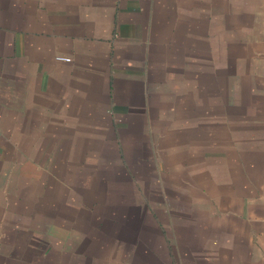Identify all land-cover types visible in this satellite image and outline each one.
Wrapping results in <instances>:
<instances>
[{
    "label": "crops",
    "instance_id": "obj_1",
    "mask_svg": "<svg viewBox=\"0 0 264 264\" xmlns=\"http://www.w3.org/2000/svg\"><path fill=\"white\" fill-rule=\"evenodd\" d=\"M38 260L264 264V0H0V264Z\"/></svg>",
    "mask_w": 264,
    "mask_h": 264
},
{
    "label": "built area",
    "instance_id": "obj_2",
    "mask_svg": "<svg viewBox=\"0 0 264 264\" xmlns=\"http://www.w3.org/2000/svg\"><path fill=\"white\" fill-rule=\"evenodd\" d=\"M60 60H64V61H67V62H70L72 59L71 57H63V56H60L58 57Z\"/></svg>",
    "mask_w": 264,
    "mask_h": 264
},
{
    "label": "rangeland",
    "instance_id": "obj_3",
    "mask_svg": "<svg viewBox=\"0 0 264 264\" xmlns=\"http://www.w3.org/2000/svg\"><path fill=\"white\" fill-rule=\"evenodd\" d=\"M41 262H42L41 260H38V261H37L38 264L41 263Z\"/></svg>",
    "mask_w": 264,
    "mask_h": 264
}]
</instances>
